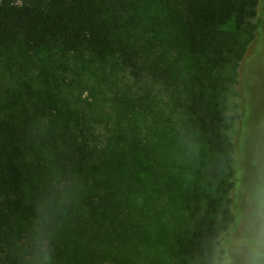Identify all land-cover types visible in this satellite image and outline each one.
<instances>
[{"label": "trees", "instance_id": "16d2710c", "mask_svg": "<svg viewBox=\"0 0 264 264\" xmlns=\"http://www.w3.org/2000/svg\"><path fill=\"white\" fill-rule=\"evenodd\" d=\"M258 12L0 0V264H212L235 219L221 103Z\"/></svg>", "mask_w": 264, "mask_h": 264}, {"label": "rangeland", "instance_id": "374dc122", "mask_svg": "<svg viewBox=\"0 0 264 264\" xmlns=\"http://www.w3.org/2000/svg\"><path fill=\"white\" fill-rule=\"evenodd\" d=\"M233 28L231 26L230 30ZM237 35L242 40L247 39L245 52L235 81L228 82L221 103L227 125L226 139L232 146L231 167L226 164L223 179L235 183L227 193L235 217L238 211L246 209L249 184L257 169L264 166V0H259L257 17L237 30ZM224 70V75L230 73L229 66Z\"/></svg>", "mask_w": 264, "mask_h": 264}, {"label": "clouds", "instance_id": "9594fccd", "mask_svg": "<svg viewBox=\"0 0 264 264\" xmlns=\"http://www.w3.org/2000/svg\"><path fill=\"white\" fill-rule=\"evenodd\" d=\"M245 205L218 241L212 264H264V166L257 169Z\"/></svg>", "mask_w": 264, "mask_h": 264}]
</instances>
